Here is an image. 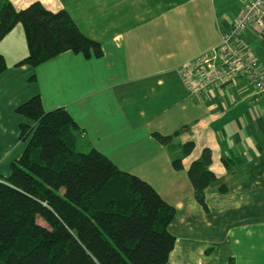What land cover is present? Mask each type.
Here are the masks:
<instances>
[{"label":"crops","instance_id":"crops-1","mask_svg":"<svg viewBox=\"0 0 264 264\" xmlns=\"http://www.w3.org/2000/svg\"><path fill=\"white\" fill-rule=\"evenodd\" d=\"M10 1L17 10L39 1L68 11L102 44L103 55L69 51L37 67H17L29 53L23 26L0 42L21 50L0 75V165L24 153L20 126L29 120L17 108L40 96L45 111L67 109L83 149H97L148 181L175 207L169 231L176 242L167 264H264V98L246 78L195 93L180 73L220 44L248 0ZM110 4L113 15L106 14ZM241 42L264 70V28L248 29ZM177 131L171 146L155 137ZM188 142L194 149L177 169ZM206 148L217 176L207 189L208 209L197 202L188 174Z\"/></svg>","mask_w":264,"mask_h":264},{"label":"trees","instance_id":"trees-1","mask_svg":"<svg viewBox=\"0 0 264 264\" xmlns=\"http://www.w3.org/2000/svg\"><path fill=\"white\" fill-rule=\"evenodd\" d=\"M17 25L29 49L17 67H37L69 51L103 55L102 44L85 35L66 10L55 12L39 1L17 10L0 0V41ZM7 68L0 53V75ZM17 112L29 120L20 126L27 147L9 175L0 176V264H167L176 242L169 231L175 207L97 149L86 152L66 108L45 111L35 96ZM181 133L155 137L171 146ZM193 149L194 142L184 144L174 167L181 169ZM212 160L206 148L188 172L204 209L207 189L217 181Z\"/></svg>","mask_w":264,"mask_h":264},{"label":"built area","instance_id":"built-area-1","mask_svg":"<svg viewBox=\"0 0 264 264\" xmlns=\"http://www.w3.org/2000/svg\"><path fill=\"white\" fill-rule=\"evenodd\" d=\"M254 27L264 28V0H248L240 17L222 34L220 44L182 66L186 86L202 93L246 78L264 98V70L241 42V35Z\"/></svg>","mask_w":264,"mask_h":264},{"label":"rangeland","instance_id":"rangeland-1","mask_svg":"<svg viewBox=\"0 0 264 264\" xmlns=\"http://www.w3.org/2000/svg\"><path fill=\"white\" fill-rule=\"evenodd\" d=\"M139 9H140L141 12H143V8L142 7H140ZM127 12H129V11H127ZM114 13H116L115 6L112 5V4L107 5L106 6V14L107 15H113ZM131 17H132V15H131ZM146 24H141V26H139V28L140 29L146 28V26H144ZM3 40H1L0 42H2ZM7 42L6 43H0V53L2 55H5L7 61L11 62V60L14 59V57H17L18 55H21V50H20L19 47H17V49H15L16 47L14 48L11 44H9L10 43V40L7 41ZM25 50H26V53H28V51H29L28 47H27V49L25 48ZM19 151L20 150L18 149V150L15 151V153H18ZM11 162H12V160H2V165H0V171H1V173H6V174L7 173H10V170H11Z\"/></svg>","mask_w":264,"mask_h":264}]
</instances>
